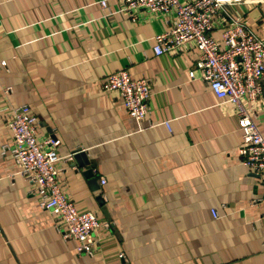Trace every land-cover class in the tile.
Returning a JSON list of instances; mask_svg holds the SVG:
<instances>
[{
  "label": "crops",
  "instance_id": "0c3cea01",
  "mask_svg": "<svg viewBox=\"0 0 264 264\" xmlns=\"http://www.w3.org/2000/svg\"><path fill=\"white\" fill-rule=\"evenodd\" d=\"M120 4L0 0V264H264V174L240 164L234 106L200 79L192 44L153 54L155 36L175 25L172 15L133 23ZM227 13L264 41V1ZM228 23L213 19L211 37L219 41ZM121 70L150 84L141 121L117 92L101 89ZM20 105L37 118L38 143L59 141L42 149L59 158L63 194L108 225L93 236L91 255L75 253L61 217L29 193L10 150L2 153L12 134L1 110ZM255 111L264 137V96ZM78 149L91 177L73 159Z\"/></svg>",
  "mask_w": 264,
  "mask_h": 264
},
{
  "label": "built area",
  "instance_id": "2783aa9c",
  "mask_svg": "<svg viewBox=\"0 0 264 264\" xmlns=\"http://www.w3.org/2000/svg\"><path fill=\"white\" fill-rule=\"evenodd\" d=\"M261 1L264 0H120V11L133 23L143 14L174 17V27L155 36L153 54L162 55L188 43L194 46L198 52L196 67L200 70V79L219 103L228 102L235 108L241 131V144L237 149L240 164L257 175L264 174V137L258 128L255 111L258 100L264 96V41L241 19H232L227 12L234 5ZM100 4L106 7L105 1ZM220 14L226 16L229 23L216 41L210 31L212 20ZM0 67H5V62H0ZM194 78L191 71L189 79ZM101 89L104 93L117 92L136 121L147 116L151 87L146 79L133 80L121 70L108 75ZM3 93L10 95L12 89L5 88ZM1 111L11 115L12 134V147L2 146V153L10 150L21 174L32 184L29 193L39 197L43 209L61 217L65 226L63 238L76 242L75 253L91 255L99 241L92 240L93 236L108 225L100 223L93 213L78 212L61 191L60 170L55 168L59 158L52 149H42L43 145L56 147L59 141L47 139L42 144L36 141L38 121L27 105L7 106V110ZM165 126L168 128L167 123ZM72 155L66 160L71 161ZM211 212L214 219L218 218L215 211ZM119 257L123 259V255Z\"/></svg>",
  "mask_w": 264,
  "mask_h": 264
},
{
  "label": "water",
  "instance_id": "95a60500",
  "mask_svg": "<svg viewBox=\"0 0 264 264\" xmlns=\"http://www.w3.org/2000/svg\"><path fill=\"white\" fill-rule=\"evenodd\" d=\"M85 153L78 149L73 153V159L80 167H86V171L84 173L85 176L91 177V172L93 170V165H90V161L86 159Z\"/></svg>",
  "mask_w": 264,
  "mask_h": 264
},
{
  "label": "bare ground",
  "instance_id": "6f19581e",
  "mask_svg": "<svg viewBox=\"0 0 264 264\" xmlns=\"http://www.w3.org/2000/svg\"><path fill=\"white\" fill-rule=\"evenodd\" d=\"M248 1H256V0H248Z\"/></svg>",
  "mask_w": 264,
  "mask_h": 264
}]
</instances>
